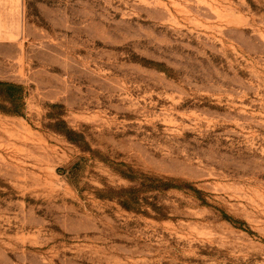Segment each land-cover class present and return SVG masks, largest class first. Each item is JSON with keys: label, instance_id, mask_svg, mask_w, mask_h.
Wrapping results in <instances>:
<instances>
[{"label": "rangeland", "instance_id": "374dc122", "mask_svg": "<svg viewBox=\"0 0 264 264\" xmlns=\"http://www.w3.org/2000/svg\"><path fill=\"white\" fill-rule=\"evenodd\" d=\"M0 80V264H264V0H0Z\"/></svg>", "mask_w": 264, "mask_h": 264}, {"label": "trees", "instance_id": "16d2710c", "mask_svg": "<svg viewBox=\"0 0 264 264\" xmlns=\"http://www.w3.org/2000/svg\"><path fill=\"white\" fill-rule=\"evenodd\" d=\"M0 97L3 98L4 100L8 101L13 105V112H16V105L18 104V101L23 98V91L24 87L20 84L12 83V82H4L0 80ZM64 123L59 122L58 124ZM65 133L67 135L73 133L72 130H65ZM145 179H143V182H141V188L140 187H131V188H122L121 190L114 191L117 194V197L119 198L120 204L127 208V209H132L135 207L137 203H139L138 196L139 193L142 190H148L152 188L156 189H169V188H180L181 186L178 184H174L172 180H167L164 178H159V177H154V176H144ZM142 186H144L142 188ZM190 189L193 190L197 195H201V190L194 188L193 186H190ZM225 217L226 214H224ZM234 221V220H233Z\"/></svg>", "mask_w": 264, "mask_h": 264}]
</instances>
